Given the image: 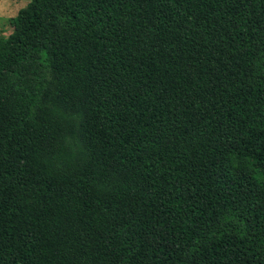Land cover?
I'll use <instances>...</instances> for the list:
<instances>
[{
	"label": "trees",
	"instance_id": "obj_1",
	"mask_svg": "<svg viewBox=\"0 0 264 264\" xmlns=\"http://www.w3.org/2000/svg\"><path fill=\"white\" fill-rule=\"evenodd\" d=\"M8 24L0 264H264V0H29Z\"/></svg>",
	"mask_w": 264,
	"mask_h": 264
},
{
	"label": "rangeland",
	"instance_id": "obj_2",
	"mask_svg": "<svg viewBox=\"0 0 264 264\" xmlns=\"http://www.w3.org/2000/svg\"><path fill=\"white\" fill-rule=\"evenodd\" d=\"M29 0H0V35H8L11 32V27L8 24V19L15 16L18 10L26 5ZM246 225L240 220L233 219L230 221H216L206 225L202 232L211 238L213 235L220 232L237 230L244 231Z\"/></svg>",
	"mask_w": 264,
	"mask_h": 264
}]
</instances>
